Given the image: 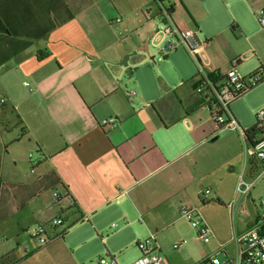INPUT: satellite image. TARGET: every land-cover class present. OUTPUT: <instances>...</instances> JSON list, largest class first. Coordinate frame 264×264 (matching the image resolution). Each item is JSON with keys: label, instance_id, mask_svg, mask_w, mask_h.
<instances>
[{"label": "crops", "instance_id": "1", "mask_svg": "<svg viewBox=\"0 0 264 264\" xmlns=\"http://www.w3.org/2000/svg\"><path fill=\"white\" fill-rule=\"evenodd\" d=\"M166 1L170 18L160 20L208 41L209 71L225 75L244 56L237 71L249 61V75L264 76V41L255 42L264 36L256 23L264 0H220L222 14L199 10L206 0ZM150 8L151 0H0V264H91L103 255L135 264L137 243L152 236L167 264H201L233 255L230 218L237 215L239 235L257 226L251 195L261 177L246 196L237 187L241 178L255 181L260 164L237 134L239 152L223 160L222 131L196 76L172 82L160 72V80L142 82L135 73L147 65L140 53L149 49ZM227 19L239 31L236 43H246L230 45L235 58L215 66L208 50L220 44ZM108 117L118 120L111 130L100 125ZM203 188L216 193L209 203L219 206L199 198ZM183 205L200 210L210 245L181 216ZM56 218L63 224H48ZM42 224L60 235L45 246L32 236ZM187 240L191 248L180 252Z\"/></svg>", "mask_w": 264, "mask_h": 264}, {"label": "built area", "instance_id": "2", "mask_svg": "<svg viewBox=\"0 0 264 264\" xmlns=\"http://www.w3.org/2000/svg\"><path fill=\"white\" fill-rule=\"evenodd\" d=\"M164 6V2L158 0ZM165 8V7H164ZM165 20H168L167 9L162 14ZM257 20L259 25L264 28V8H261L257 12ZM120 21V19L118 20ZM188 50L189 54L193 57L195 64L198 69L197 80L199 86L197 91L203 93L207 91V94L213 95L220 114H216L214 111H210L211 118L216 125L217 131L222 130H234L240 131L241 136L244 140L246 152L250 157L256 159L260 164V173L255 181H246L241 178L237 187V192L241 195H248L254 187L257 180L264 176V108L260 109L256 115V126L259 131L262 132L260 139L254 144L248 142L243 128L235 119L230 105L235 100L243 97L249 93L258 84V77L255 75H248L243 77L237 71L236 66L245 59L244 56L236 58L232 61V66L229 71L224 75V79L213 85L208 79L209 71V59L204 51L208 41H201L199 39V32L196 30H180L170 21H167L165 28L162 30L155 31L152 41L155 46L159 47L165 54L169 50H176L177 41ZM167 41L166 46L162 47V44ZM175 42V43H174ZM206 82L210 90L208 91L204 86ZM205 94V93H203ZM206 94V95H207ZM1 103L5 102V99L0 100ZM101 127L105 130H111L118 125V120L115 117H108L101 121ZM63 195L61 191L57 189L55 191L56 202H60ZM199 198L204 203L217 200L216 193L210 188H203L199 191ZM180 214L185 218L192 227L196 230L198 239L204 243L210 242L212 231L204 220L200 210L197 207L183 205L180 209ZM48 224L51 226H60L63 224L61 218L51 220ZM32 236L38 241L40 246H45L50 242L54 241L60 235H50L48 232V226L46 224L39 225L32 231ZM233 242L235 250L232 256H227L224 261H221L217 257H207L202 260V264H264V199L262 201V214L257 226L250 229L246 233L241 235L235 231L233 233ZM155 237L139 241L137 243L138 249L141 251V258L138 259L135 264H167L165 257H163L154 245ZM186 242L181 241L177 243L174 248L177 250L181 248ZM91 264H118L114 257L110 256H99L96 257Z\"/></svg>", "mask_w": 264, "mask_h": 264}, {"label": "rangeland", "instance_id": "3", "mask_svg": "<svg viewBox=\"0 0 264 264\" xmlns=\"http://www.w3.org/2000/svg\"><path fill=\"white\" fill-rule=\"evenodd\" d=\"M217 1L219 2V4H217ZM202 3H205V5L204 4L202 5ZM163 4L164 6L161 3H159L158 0H151V8H150L151 12H150V20H149L150 23L147 25L145 29L146 32H148L150 29H153L152 31H157L165 28L166 23L160 20V16L163 13H165V8L169 6V2L165 1ZM220 4L222 5L220 0H206L205 2L197 3L198 6L197 8L199 10H204V8L208 10V8H210L211 10L218 11L217 14L218 13L222 14L223 13L222 6ZM206 23L210 25L211 29L215 28L214 23H211V20L207 21ZM256 23H257V27L260 30L264 29L261 28L260 25L258 24L257 18H256ZM220 24H221L220 28L225 29L224 33L220 35V39H221L220 44L216 45L211 50H208V54L213 59V63L215 66H219L218 65L219 61L224 60L225 57L235 58L234 49H240V48L242 49L243 48L242 44L246 43L244 40L240 41L239 43H236L235 36L237 35L239 37V31L236 29V27L234 30L231 29L232 25L234 24L232 20L230 21L229 19L228 21L227 19L226 21H224V23H220ZM151 32L149 31V35L147 38V40L149 41L148 52L142 51L140 53L141 55L147 57V65L142 66L141 68L135 70V73L139 77L140 81L142 82H148L149 80L158 81L161 79L160 72H162V74H164V76H167V78L172 82L175 81L179 82L181 80L183 82H191L192 78L198 74V69L193 57L189 54L188 50L179 41L175 43L177 45L176 51L169 50L166 54H164V52L161 51L159 47L155 46L154 42L152 41ZM200 37L204 39L203 33L200 34ZM263 41H264L263 35H259L255 38V42L259 43V45ZM167 43L168 42L165 41L162 44V47L166 46ZM230 45L234 47V49L230 48L229 47ZM153 56L155 57L154 59H152ZM179 63L186 64L187 70L185 72L180 71L181 68ZM238 70L240 75L243 77L249 75V73L252 72L250 71L251 62L247 61L242 63V65L238 67ZM263 97H264V82H261L252 91H250L243 97L231 103L230 109L238 118L239 124L243 129L246 130L256 124V115L260 109L264 108V105H261L257 109L255 108L256 105L260 104L261 100H264ZM235 134H237L240 137L242 148L245 150V146L240 131L234 132V130H222V134H220L221 140L217 142V149L220 151L223 160L225 158H228L229 156L231 158L234 154L239 152L238 144L234 138ZM222 173L225 174V172ZM251 199L254 202L253 210L255 214H259V215L262 214V201L264 199V176H262L258 180L255 188L252 190ZM214 205L219 206V204H213V203H209L207 206H214ZM212 215L214 218L220 219L224 225L226 224V217L224 216L223 213L212 211ZM237 221H238L237 215L230 218L228 225L229 233L233 234L234 228L235 229L237 228ZM225 228H227V226H225ZM195 236L198 239L196 232H195ZM183 240L185 239L182 238L181 241ZM212 240H213L212 237H210V242H212ZM181 241H178L177 243ZM210 242L204 243L203 241H201V244L208 246L210 245ZM177 243L173 245V248ZM191 245H192L191 242L187 240V245L183 249H181L180 252H183L185 248H191ZM230 252L231 253L233 252V248H231ZM217 256L221 261H224L227 258V256H225L224 254H218ZM188 262H192L191 257L189 258ZM175 263H179V259H177Z\"/></svg>", "mask_w": 264, "mask_h": 264}, {"label": "trees", "instance_id": "4", "mask_svg": "<svg viewBox=\"0 0 264 264\" xmlns=\"http://www.w3.org/2000/svg\"><path fill=\"white\" fill-rule=\"evenodd\" d=\"M162 2H165L166 0H161ZM171 10H172V7H170L169 9H168V13H169V15H170V13H171ZM252 75H255L256 77H258V84H257V86L261 83V82H264V76L262 75V73H259V72H254V73H252ZM198 76L196 75V78H197ZM208 79L212 82V84L213 85H216L217 83H219L220 81H222L223 79H224V75H222L220 72H218V71H216V72H211L209 75H208ZM205 84H204V86L203 87H205L208 91L210 90V87H209V85L206 83V82H204ZM199 81H197V83H196V89L198 88V86H199ZM256 86V87H257ZM254 89V88H253ZM252 89V90H253ZM205 89H203L202 91H203V93H205V94H207L208 92L207 91H204ZM251 90V91H252ZM205 102H206V105H207V107H208V109L210 110V111H214V112H216V114L218 113V114H220L221 112H219V110H218V106H217V103H216V101H215V99H214V97H213V95H211V94H207V95H205ZM243 131H244V134H245V136H246V138H247V140H248V142L249 143H251V144H254L258 139H260V137H261V135H262V132L261 131H259V129L257 128V126H256V124L254 125V126H252V127H250V128H248V129H243ZM201 264H202V262H201Z\"/></svg>", "mask_w": 264, "mask_h": 264}, {"label": "water", "instance_id": "5", "mask_svg": "<svg viewBox=\"0 0 264 264\" xmlns=\"http://www.w3.org/2000/svg\"><path fill=\"white\" fill-rule=\"evenodd\" d=\"M153 35H154V34H153ZM153 35H152L151 37H153ZM148 44H149V41H148ZM148 44H147V45H148ZM124 65H126V63H125Z\"/></svg>", "mask_w": 264, "mask_h": 264}]
</instances>
